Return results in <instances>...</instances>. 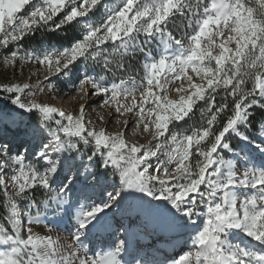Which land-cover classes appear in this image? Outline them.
<instances>
[{"label": "snow or ice", "instance_id": "obj_1", "mask_svg": "<svg viewBox=\"0 0 264 264\" xmlns=\"http://www.w3.org/2000/svg\"><path fill=\"white\" fill-rule=\"evenodd\" d=\"M0 60L44 69L0 84V264H264V0H0Z\"/></svg>", "mask_w": 264, "mask_h": 264}, {"label": "rangeland", "instance_id": "obj_2", "mask_svg": "<svg viewBox=\"0 0 264 264\" xmlns=\"http://www.w3.org/2000/svg\"><path fill=\"white\" fill-rule=\"evenodd\" d=\"M41 40H46L44 36H42ZM41 44L49 45L51 43H46L42 42L39 43L38 46L34 48H39ZM44 75V69L40 66H38L35 63H25L22 68L17 67L13 68L12 66H6L3 64L2 60H0V84L6 83V82H28L33 85H35L38 81H41L43 79ZM57 83V88L56 91L47 93V94H38V100L43 99L45 102L53 103L57 107H60L65 110H73L74 108L77 107V100L78 98L76 97L75 89L74 86L68 82V80L64 77H61V80L56 82ZM6 109L7 111L11 112L12 107L10 103L7 100H2L0 101V109ZM91 114V119L97 123L98 126H107L108 130L110 132H115V131H121L120 125L115 123L113 120L111 123L109 122L110 119L113 117V113L109 109H101V108H96L93 106L92 109L88 110ZM31 114H25L23 117V120H26V123H19L18 125L12 126L9 131L6 132V135L8 136L9 139L13 138V136L16 135L17 128L22 132L24 128L28 125L29 123V117ZM103 116V121L99 120V117ZM13 118H18L16 113H12ZM127 116L121 117V119H126ZM199 119V113H197L196 120ZM195 121H190L189 123L192 124ZM126 137L130 138L132 140H138L139 142H145V137L141 134H136L133 135L130 131L126 132ZM21 140H30L31 146L33 149L38 148L40 140L39 138L32 139L31 137H26L23 135L16 136V143H19ZM258 162V161H257ZM83 163L87 164L86 159L83 161ZM5 214L3 207L0 209V218L3 217ZM130 215L128 213H121L117 214L116 216L112 217L111 223L113 228H115L118 223L121 221L123 217H129ZM133 217V218H131ZM125 218V219H127ZM124 219V220H125ZM131 221H135L136 217L134 214L130 216ZM2 222V221H0ZM44 226V225H40ZM48 227H53L54 232H59L62 235H67V228L70 227L68 225L67 221L63 225L60 226H55L52 225L51 223L48 224ZM238 240H242L243 242L247 243V239L244 237H238ZM150 241L153 240L149 239ZM163 249L167 251V253H175L179 252L182 245L177 243L176 241H165L162 245ZM170 247V248H169ZM172 247V248H171ZM175 249V250H174Z\"/></svg>", "mask_w": 264, "mask_h": 264}, {"label": "bare ground", "instance_id": "obj_3", "mask_svg": "<svg viewBox=\"0 0 264 264\" xmlns=\"http://www.w3.org/2000/svg\"><path fill=\"white\" fill-rule=\"evenodd\" d=\"M130 216H131V215H130ZM130 216H129L127 219L124 220V223H125V224L135 222V221H133V220L131 221ZM131 218H133V217H131ZM37 230L40 231L41 234H47L45 226H37ZM55 232H56V231H55ZM149 239H152V238L141 239V240H140V243H141V245H144V246H145V247H144V252H146V253H148L149 255H151V254L153 253L154 249H151V248L147 247V245H149L150 243H152V240L150 241ZM167 241H168V240H167ZM169 248H170V247H169ZM171 248H172V247H171ZM164 250H165V249H164ZM174 250H175V249H174ZM175 253H176V252H175ZM175 253H173V254H175ZM168 254H169V255H173L172 253H168Z\"/></svg>", "mask_w": 264, "mask_h": 264}, {"label": "trees", "instance_id": "obj_4", "mask_svg": "<svg viewBox=\"0 0 264 264\" xmlns=\"http://www.w3.org/2000/svg\"><path fill=\"white\" fill-rule=\"evenodd\" d=\"M59 35L61 38H63V36H64L63 33H61ZM44 37L46 38V40H41L42 36L40 34H37V36L34 39H32L27 46L34 48V47L38 46L39 43H42L43 41L46 43H51V44H57V42H58L57 38L52 37L50 35H45ZM23 122L26 123L27 121L23 120ZM0 209H1V207H0Z\"/></svg>", "mask_w": 264, "mask_h": 264}]
</instances>
